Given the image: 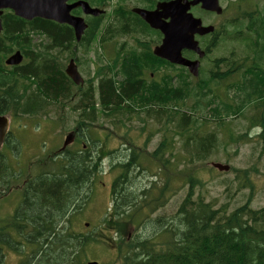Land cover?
I'll return each mask as SVG.
<instances>
[{
	"label": "trees",
	"instance_id": "obj_1",
	"mask_svg": "<svg viewBox=\"0 0 264 264\" xmlns=\"http://www.w3.org/2000/svg\"><path fill=\"white\" fill-rule=\"evenodd\" d=\"M236 2L240 4L236 6V14L226 19L221 24V29L223 33L225 31L224 35L229 39L243 43L242 49H245L244 52L248 54L237 57L235 51H232L230 56L224 57L221 61L214 59V68L209 82L202 84V80L199 79L194 97L205 98L207 91H211V83L223 86L224 90H227V99L211 98L209 101L213 102L206 103L207 108L211 106L210 109L214 111V116L221 121L229 117L232 120L238 117L247 118V111L254 107L258 114L250 117L251 128L244 136L260 144L264 150V0L255 2L254 0H237ZM227 11L229 7L224 8L223 15ZM13 18L14 20L10 18L7 21V24L11 25L7 26V29L13 34L18 32L22 40L11 44L0 42V68H5V58L16 50H20L27 61L14 67L13 69L16 70L14 72L0 73V90L3 99L0 104H5L8 100L13 101L12 104L9 102L5 106L6 112L14 111L36 116L41 114L40 108L44 100L47 99L48 104L55 100L58 102V96L61 94H64V98L67 99L68 86L73 83L69 80L64 66L69 58H73L76 62L84 60L79 53L88 52L93 44L83 41L64 42L63 37L73 35V29L68 26L53 24L37 18L33 20H24L16 16ZM129 24L128 26L106 27L103 39L106 38L109 42L98 43L95 49L98 63L82 65L89 78L86 82L89 81L93 85L90 92L83 86L87 95L82 99V123L89 124V121H94V117H89V115L97 114L99 111L104 117L112 115L115 122L119 123L123 116L126 117L131 112H139L141 108L138 103V95L141 96V91H136L139 80L136 81L134 73L138 68V73L141 74V69L143 71L151 67L138 64V62H147V57L138 55V51L127 50V59L133 60L135 64L127 66L126 69H123L121 65L117 68L119 55L109 52L106 47L111 46L118 38L142 36L146 40L141 41V45L142 43L147 44L148 49L151 50V40L154 41L153 44L158 43L160 36L143 20L131 19ZM232 26H237V29L233 30ZM243 30L245 32H242ZM95 31L97 27L91 26L87 32ZM33 37H40V41L33 42L36 41ZM125 42L128 44V41ZM100 50L112 54L114 58L108 60L100 55ZM116 51L119 52V49ZM58 53H66V56L59 58ZM162 69L167 71L160 72V75L164 76L157 94L161 112L165 111V114L170 112L167 114L168 123L175 118L178 131L184 133L192 124L207 121V117L205 119L203 116L197 117L196 108L187 111L180 106V103L185 101L194 90L183 68L161 60L160 70ZM179 74L182 84H179L176 89H170L173 85V76ZM237 74L240 75L239 81L234 80L226 84L225 88V81L233 79ZM239 88L240 92L245 94V99L236 103ZM72 89L73 87L71 91ZM7 96L11 98L5 100ZM2 107L0 106V109ZM225 125L221 123L220 126ZM197 136L198 134H192L189 137L196 138ZM219 144L218 132L204 134L199 141L195 140L190 145L188 141L185 146L190 147L192 157L190 163H193V160H195L194 163L209 160L211 153L220 149ZM160 145V152L154 154V158L161 159L162 164L166 166L163 148H168L167 137L161 141ZM139 155H142V151L131 149L127 158H118L112 166L110 171L116 172L112 182L113 208L87 233L74 230L72 218L65 215V219L60 220L57 217L66 213L74 205L73 201L78 195L81 199L80 209L88 198L87 195L84 196V192L89 171L84 169L83 157H80L79 163L78 161L75 163L81 164L82 168L79 184L61 183L56 179H50L47 185L45 182L42 184L36 181L34 184L36 189H32L33 201L30 207L27 205L25 212H28L33 222L43 220L47 231L41 234L40 230L36 235L27 238L33 241H31L32 250L24 259L25 264H73L77 256H81L88 248L96 247L95 243L115 248L120 254L122 264H264V206L254 208L252 195L248 197L251 191L254 192L255 185L249 176L250 169L230 163L224 164L230 165L229 172H226L233 176L223 177L221 184H226L229 191L232 187H235L237 191L249 188V193L245 196L248 198L243 204L231 209L230 202H220L218 199L207 200L202 194L195 197L194 189L202 182L197 179L193 169L185 168L182 172L183 182L189 180L191 185L190 192L184 198L174 218L176 222L180 221V226L175 228L171 226V222L167 225L164 219L161 222L160 219H156L159 223L144 233L143 237L136 235L130 238V241L126 243L128 246L125 247V225L122 223L125 222V213L129 209L126 206L131 203L133 208L128 214L131 216L143 206L161 208L164 206V200L161 197L153 198L158 192L165 194L171 186L170 183L164 190V187H157L154 182L152 183L154 187L143 190L136 197V192L129 188L127 182L134 169L145 171L148 168L141 164ZM103 157L106 156L98 154L97 162L93 167V175L98 176L99 172L104 169L101 162ZM248 157L246 162L250 163L254 154ZM0 174L2 177L5 176L1 161ZM151 192L152 196H150ZM126 194L127 198H125ZM124 198L123 204L122 199ZM42 212H44L43 215ZM135 218L137 219V215ZM145 218L137 220L142 222ZM114 231H116L115 241L110 237ZM12 235L17 242L23 241L22 245L27 244L25 240L15 237L13 230ZM248 259H250L249 262Z\"/></svg>",
	"mask_w": 264,
	"mask_h": 264
},
{
	"label": "rangeland",
	"instance_id": "obj_2",
	"mask_svg": "<svg viewBox=\"0 0 264 264\" xmlns=\"http://www.w3.org/2000/svg\"><path fill=\"white\" fill-rule=\"evenodd\" d=\"M221 5L224 8L229 7V11L225 12L222 16H216L213 14L206 15L201 10L195 9V12L192 11L196 16L203 17L205 23H212L218 26L220 31V25L231 16L236 13V6L240 5L237 0H219ZM247 1V0H244ZM257 0H254V2ZM244 2H242L243 4ZM233 30L237 29V26H232ZM242 32H245L244 30ZM224 34L225 31H224ZM221 39L218 45L209 53V55L204 59L203 63V75L200 78H194L192 80V86L194 90L191 95L183 102L180 103V106L184 110H192L196 108L197 117H207V121H202L200 123L192 124L190 128L184 132L180 133L175 123V118L171 123H168L167 114L165 111L161 112V108L157 107L159 112L154 116H148L146 113L136 112L129 116H123L122 120L119 123H116L113 116L104 117L102 112L97 114H90L89 117H94V121H89L88 126L90 127L87 133H91V138L108 135L110 137L109 142L105 148L109 150L112 149H123V152H126V147L131 146L136 151H142V155H139V158L142 161V165H146L145 171L133 170L130 175V179L127 182L129 188L134 190L138 196L139 191L149 189L154 187L152 184L156 182V186L164 190L171 183L169 191L165 194L158 192L153 199L161 197L164 200V206L160 210L158 208L152 210L150 205L146 207H140L132 216L128 215L133 208L132 205H128V212L125 213V222L122 224L125 225V244L127 247L130 238L140 235L143 237L144 233H147L151 228H153L159 221L156 219L165 220L168 225L169 222L176 215L178 208L181 206L184 198L190 192L189 187L191 182L187 180L183 182L182 174L185 168L193 169L197 179L201 180V184H198L194 189L195 197L203 195L207 200L218 199L220 202H230L231 209L243 204L246 199L252 195V206L254 208H260L264 206V150L263 147L257 142L251 141L252 139H246L244 136L247 130L251 128V119L250 117L258 114V111L254 109H249L246 113L247 118H236L235 120L227 118L225 121L219 120L214 116V111L211 106H206V103H212L209 100L211 98H221L223 100L227 99V90H224L223 86L212 84L210 85L211 91H207L205 98L194 97L196 94V89L199 85V79L206 80V83L209 82V77L212 75V69L214 68L213 62L223 60L224 57L230 56L232 51H235V56L240 57L245 54V49H242L243 43L229 39L228 36L221 34ZM126 40L116 39L113 41L112 45L106 47V49L111 53L123 52L127 54V50L137 51L142 48V45L134 46L135 40L137 38L140 40H145L142 36H128ZM128 41V44L125 42ZM98 43H93L91 49L87 51H82L79 54L84 58V62H90L96 56V47ZM152 46L154 44L152 43ZM119 49V52L116 51ZM101 55V50L99 51ZM66 56V53H58L59 58ZM69 58V56H68ZM67 58V59H68ZM91 58L90 60H88ZM71 58L68 59L70 61ZM87 60V61H86ZM96 62L95 64H97ZM221 65V64H220ZM80 73L82 76L88 80V75L84 70L83 66L80 67ZM167 70L162 69L161 73H165ZM240 75L237 74L233 79L225 81L226 84L235 80L239 81ZM236 103L245 99V94L240 92L237 95ZM199 102V104H198ZM82 105V101H81ZM214 106V105H213ZM51 109V107H49ZM66 124L71 122V117L67 116V113H64ZM96 115V116H95ZM32 116V115H31ZM32 117H41V114ZM118 118V117H117ZM82 119V117H81ZM120 119V118H118ZM221 123L226 125L221 127ZM227 126V127H226ZM67 126L65 130L67 131ZM147 131V132H146ZM153 132H155V137H152ZM210 132H218L219 145L220 149L211 153V158L207 161H199L193 163L191 162V152L189 145L195 140L199 141L201 136L208 134ZM192 134H198L196 138L189 137ZM167 137L168 148L164 147L163 158L166 161V166L162 164L161 159H155L154 154L159 153L158 147H161V141ZM150 140V141H148ZM189 141V145L185 146V143ZM147 143H149L148 148H146ZM157 147V148H156ZM254 154V157L250 160L251 162H246V159H249L248 156ZM28 156V155H27ZM26 156V158H27ZM120 157L127 158L126 155H117L116 153H110V155L104 157V169L99 172L98 176L92 174L93 182L91 185L86 184L84 196L87 195L88 198L83 203L81 209L79 208V203L81 199L76 203V208L74 214L71 216L73 220V229L78 232L87 233L90 232L92 227L100 223L105 216H107L113 208V194H112V182L114 180L115 173L111 172L109 167L111 163H116L117 159ZM36 158V156H33ZM44 159V156H38L36 159ZM4 159V157H2ZM8 159V157H7ZM196 159V158H194ZM11 162H14L13 159H10ZM205 162L206 164H204ZM213 162H222L235 164L241 168L250 169V178L254 185V192L249 193V188H244L241 190H236L235 187L229 188L226 184H221V179L226 176H233L231 173L222 172L214 168L211 163ZM151 167V168H150ZM225 173H228L227 175ZM181 175V176H180ZM2 176V175H1ZM180 176V178H178ZM232 193V194H230ZM249 193L248 197H245ZM232 195V197H231ZM152 196V192L151 195ZM127 198V194L126 197ZM125 198L122 199L124 204ZM159 203V202H157ZM10 202H7V206L10 207ZM74 206V207H75ZM125 207V205H124ZM72 208V207H71ZM148 215L146 216V214ZM137 219L146 217L142 222H139ZM175 228L180 226V221L175 220L173 224ZM160 226V225H159ZM157 226V227H159ZM107 233V232H105ZM110 235V232H108ZM128 236H127V235ZM17 238H24L22 234L17 235ZM114 241L116 239V231L113 232L110 236ZM30 239H26V245H19L17 247L11 248L6 247V253L2 257V264H17L22 257L26 256L28 252L32 250V243ZM3 243V241H1ZM23 246L24 248H19ZM93 249H87L86 252H83L82 255L77 256L76 261L73 264H87L90 261H98L100 264H122L119 252L115 248H109L101 244H96ZM87 256V257H86ZM250 259H248L249 262ZM250 264V263H249Z\"/></svg>",
	"mask_w": 264,
	"mask_h": 264
},
{
	"label": "flooded vegetation",
	"instance_id": "obj_3",
	"mask_svg": "<svg viewBox=\"0 0 264 264\" xmlns=\"http://www.w3.org/2000/svg\"><path fill=\"white\" fill-rule=\"evenodd\" d=\"M78 1L88 2L92 8L100 10V14L95 15L85 13L81 6H76L71 9L72 16L82 18L87 24L80 39L76 36L74 26L69 23H61L41 17L36 18L46 20V22L53 24L64 25L72 28L73 35L63 37L64 42L76 43L83 41L84 43L89 44L106 43L109 42L106 38L103 39V33L106 27L128 26L130 25L129 20L135 18L142 21L141 19L143 18L135 10L136 8L155 10L159 3L170 2L172 0H67L66 3L68 5H73ZM136 2H138L137 5ZM195 9L203 10L201 4L192 6L190 11L195 12ZM14 16L24 19L16 15L15 11L11 8L3 9V14L1 16L2 28L0 30V42L2 43H18L22 40V38L18 36V32L13 34L12 31L7 29V26H11L7 24V21L10 18L14 20ZM170 19L171 17L168 19L163 18V24L165 25L168 23ZM143 21L145 20L143 19ZM204 24L207 25L210 23ZM91 26L97 27V31L93 33L87 32ZM214 26L218 29L216 24H214ZM158 31L160 39L155 46L162 43L163 30L160 28ZM218 33L217 37L209 34L195 35L200 47L208 52V54L204 57H201L195 50L188 48L182 49V55L185 59L200 61L198 75L193 74L188 66L172 63L166 59L157 57L154 52H151V56L146 53L141 54V52H137L138 55L147 57V62H138V64L151 66L143 71L141 69V74L138 73L139 68L134 73L136 81L139 80L136 91H141V96L138 95V103H140L139 106H141L139 109L140 113L151 114L154 116L159 112L157 107L160 108V104L158 102L159 95L157 92L160 90L161 79L164 76L160 75L161 60L176 67L183 68L188 82H192L194 78H200L203 75L204 59L220 42V35L223 34V30H218ZM33 38L36 40L33 42L40 41V37ZM125 39L126 38L124 37L121 38V40ZM133 40H135L134 46L140 45L141 42L138 41L137 38H134ZM13 54L14 53L11 55ZM118 55L120 60L117 62V68L121 65L123 66V69H126L127 66L135 64L133 60L127 59V54H124L122 51L119 52ZM10 56L4 60L5 68H0V73H10L16 71L13 68L17 65L6 64V60ZM101 56H105L108 60H112L114 58L112 54L104 52L101 53ZM94 59L95 60L90 62H84L83 59L76 62L73 58H71L64 66V70L67 73V68L72 60H74L78 70H81L80 66L84 64L93 65L98 61L97 56H94ZM26 61V58L23 56V60L20 64L25 63ZM68 77L73 85L68 86V91L66 93L67 99L64 98V94H61L58 96V102L55 100L48 104V100H44V103L41 104L40 108L41 117H32L29 114L15 113L14 111L6 112L5 106L9 102H11V104L13 103V101L8 100V98H11L10 96H7L5 99L8 100V102L0 104V106H3L2 109H0V115L9 117L8 129L5 133L4 141L0 149V161L5 173L4 177L0 174V261L6 253V247L9 248L10 246L13 248L22 245L21 243H23V241L17 242L15 240L12 235V230L14 234L25 235V241L32 235H36V233L40 230L41 234L47 231V227L44 226L43 220L40 219L41 222H33L30 219L31 217L27 214L28 212H25L27 205L30 207L33 201L34 197L32 196L34 195V192H32V189H36V186H34L36 181H40V183L45 182V185H47L48 182L50 183V179H56L61 183L79 184L82 168L80 167L81 164L78 165L75 163H77V161L79 163L81 161L80 157H83L84 169L89 171L86 183L91 185L93 179L90 174H93L94 172L93 167L95 166V162H97L96 160L98 154L101 156H108L110 153L114 152L117 155L124 154L128 156L131 149L135 150L131 146L126 147V152H123V149L118 148L112 150L105 148L110 140L108 135L91 138V133H87V131H90V127L88 124L81 122V101L87 95V92L83 90V86L90 92L93 85L90 84L89 81L87 83L85 78L84 82L77 84L70 76ZM172 82L173 85L170 89H176L179 84H182L180 74L178 76L174 75ZM205 83L206 81L202 80V84ZM72 87L73 89L71 91ZM2 101L3 99L1 98L0 90V102ZM49 107H51V109H49ZM64 113H67L68 117L72 116L71 122L66 124ZM134 113L136 112H131L128 116ZM65 126L68 128L67 131L65 130ZM155 135V132H153L152 137H155ZM148 146L149 143H147L146 148H148ZM159 149L160 147H158V150ZM33 156H36V158H38V156H44L45 158L36 159L33 158ZM2 157H4V159H2ZM121 158L124 159V157ZM10 159H13L14 162H11ZM113 165L115 164L111 163L109 167H112ZM79 199L80 196L78 195V197L73 201L74 205H76ZM7 202L11 203L10 207L7 206ZM74 205L72 208L70 207L66 213H62L57 217H59L60 220H64L65 215L71 218L75 212ZM43 213L44 212L41 214L43 215ZM15 226H17V228H15ZM19 240L24 239L20 238ZM1 241H3V243H1ZM21 261L22 260H19L17 264H20ZM0 264H2V262H0Z\"/></svg>",
	"mask_w": 264,
	"mask_h": 264
},
{
	"label": "water",
	"instance_id": "obj_4",
	"mask_svg": "<svg viewBox=\"0 0 264 264\" xmlns=\"http://www.w3.org/2000/svg\"><path fill=\"white\" fill-rule=\"evenodd\" d=\"M67 0H0V30L2 28L1 16L4 8H11L15 14L28 20L36 17L54 20L61 23H69L74 26L76 36L81 38L87 24L82 18L71 15V9L81 6L87 14H100L99 9L92 8L88 2L78 1L73 5H68ZM202 3V7L207 10L222 13L219 0H172L170 2H162L158 4V8L154 11L145 9H135L150 25L154 28H161L164 32L163 43L155 48V53L160 57L169 59L171 62L183 64L189 67L195 75L199 74V60H188L182 56V49L188 48L195 50L204 56V52L199 48L195 35H205L214 31L213 26H203L200 18H195L188 13L192 5ZM170 22L163 24L162 20L170 18ZM23 56L20 51L11 55L6 63L8 65L20 64ZM68 75L76 82H83V78L79 73L77 66L72 60L67 68ZM8 116L0 115V149L2 147L5 133L8 129ZM71 140V139H70ZM69 141V140H68ZM213 167L219 171H228L230 165L222 162L211 163ZM87 264H99L97 261H90Z\"/></svg>",
	"mask_w": 264,
	"mask_h": 264
},
{
	"label": "bare ground",
	"instance_id": "obj_5",
	"mask_svg": "<svg viewBox=\"0 0 264 264\" xmlns=\"http://www.w3.org/2000/svg\"><path fill=\"white\" fill-rule=\"evenodd\" d=\"M192 50V49H191ZM137 197V196H136ZM36 203V202H35Z\"/></svg>",
	"mask_w": 264,
	"mask_h": 264
}]
</instances>
